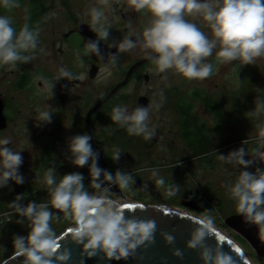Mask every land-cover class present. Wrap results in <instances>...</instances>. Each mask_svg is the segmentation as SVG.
I'll return each instance as SVG.
<instances>
[{"label": "clouds", "instance_id": "1", "mask_svg": "<svg viewBox=\"0 0 264 264\" xmlns=\"http://www.w3.org/2000/svg\"><path fill=\"white\" fill-rule=\"evenodd\" d=\"M104 6L110 7L109 0H100ZM127 8L134 12L147 11L151 14V22L142 32V38L135 41L125 36L117 43L109 44L116 47V55H110L109 60L115 65L120 53L130 52L138 46L144 50L145 58L150 60L158 73L169 70L188 80L203 81L213 74V64L206 59L216 51L217 58L222 62H240L241 65L256 64L258 58L264 57V0H126ZM18 0H0V7L6 10L18 7ZM90 17L88 25L97 34L99 40L106 41L110 27H106L107 16L100 7H92L86 13ZM54 15V13L52 14ZM187 17H200L211 30V37L196 23ZM131 28V24H129ZM40 31L24 23L20 30L12 26V20L7 15H0V66L15 68L17 63L26 64L34 59L32 53L38 47ZM43 51V49H41ZM95 54L102 60L98 43L89 41L84 45V55ZM108 60V61H109ZM68 81L83 80L66 67H60L55 77ZM45 87L50 85L47 78L38 77ZM55 85V84H54ZM52 85V90L54 88ZM158 108L159 105H156ZM264 113V101H257L252 113L257 118ZM39 122L51 123L52 114L48 111L37 112ZM151 105L131 108L128 105H116L112 108L110 119L118 127L126 130L129 136L142 137L151 141L157 136L155 125L151 124ZM259 141L264 145V123L258 125ZM92 137L78 134L68 140V150L71 164L80 168L88 166L91 177L89 187L84 184V176L73 172L60 176L57 180L55 168L49 167L43 176L50 196L51 209H57L65 220L71 221V226L63 235L58 236L52 222L59 221L60 215L50 210L49 203L30 201L24 206L23 195H18L10 204L20 219L16 222L23 225L27 222L30 231L27 236H14V257H23V264H68L71 252L59 243L64 236L70 234L71 241L82 245V256L91 258L99 253L107 260H127L135 257L136 250L141 246L154 242L156 222L148 219L128 217L124 206L115 197L111 185H118L125 190L135 183L128 172L117 170L114 174L98 166L99 153L90 142ZM11 144L12 147H8ZM13 146L11 137L0 138V188L7 187L9 181L17 185L25 182L19 169L23 164L21 152ZM121 150L113 148L110 156L113 161L120 159ZM217 154V153H216ZM244 147L231 151L227 156L217 154V159L223 165L243 167L234 183L223 187L236 203V212L244 221L258 228V238L264 242V169L257 168L254 173L247 171L255 160L264 162V152L256 151L251 157ZM149 179L155 185L165 188L168 197L180 193V186L165 185V179L158 168L148 169ZM103 176V179H101ZM108 186H103L105 182ZM145 188L148 185H144ZM139 206L145 209L143 203L131 205L132 209ZM159 209L161 205H153ZM194 218L198 225L191 233L187 248L199 249L203 264H237L236 260L222 247L223 237H217L215 246L208 245L206 238L217 234L214 218L208 214ZM165 242L174 243V237L162 233ZM175 257L183 259V253L175 249ZM0 264H9L8 259L0 260Z\"/></svg>", "mask_w": 264, "mask_h": 264}, {"label": "rangeland", "instance_id": "2", "mask_svg": "<svg viewBox=\"0 0 264 264\" xmlns=\"http://www.w3.org/2000/svg\"><path fill=\"white\" fill-rule=\"evenodd\" d=\"M21 8L18 6L7 12L0 11V15H7L11 18L12 26L17 32L20 30L17 25L18 17L23 16L22 11H24ZM49 48L47 43H38L35 52L25 54L33 55V62L36 57H44L43 61L49 62L51 58ZM137 51L138 48H135L134 52ZM136 58L138 57H120L119 63L104 66L93 84L89 80L87 84L78 89L79 91L71 92L69 105L74 108L79 105L78 99L81 95L89 96L99 88L104 94L108 87L111 88L124 81L128 65ZM206 62L213 64V74L203 81L188 80L169 70L164 78L155 79L151 83H146L143 78L135 83V85H141L140 90L136 89L137 92L140 91L138 95L148 94L152 98L150 120L151 124L156 126L157 136L151 141H145L142 137L129 136L125 129L111 121L110 114L114 106L128 105L131 109L139 104L136 96L131 95L134 86L120 91L112 104L103 110L101 118L97 121L98 127L100 123L103 131L102 150L112 174L121 170L131 174L134 180L137 177L143 179L141 189L135 187L133 183L128 189L123 190L131 201L147 206L161 205L177 208L196 217L208 210L218 230L236 240L249 254L254 264H264V257H260L244 237L226 224V220L237 212L235 201L230 198L223 185L234 183L239 172L245 169L223 165L217 159V154L227 156L229 152L241 147H244L250 155L245 156L246 160L252 159L251 155L256 151L263 152L264 145L259 141L258 125L264 123V113L259 118L252 113L256 109L257 101H264V57L258 58L256 64L249 65H241L240 62L235 61L225 63L217 57H208ZM24 66L19 63V67L14 68L17 74ZM3 67H6L4 73L7 76L3 88L4 98L8 104L6 112L11 118L10 128L3 133V137H11L16 150L25 151L23 164L19 169L25 179L24 184L27 186L28 196H25L31 197L34 194V188L39 183L43 195L39 201L35 202L49 203L43 198L50 197L47 186L43 183V176L47 169L41 168L34 171L31 168L35 161L41 160L40 157L44 156L43 152L48 149L50 136L49 134L35 135L31 138L30 136L33 133L32 123H35L38 118L36 101L39 99L37 96L41 95L44 97L42 100L47 101L50 86L38 88L36 84L39 79L37 78L34 90L33 88L17 89L14 86L16 73L10 72L13 68L7 65ZM150 72L158 74L156 67ZM4 79L5 76H3V81ZM58 84L59 82L55 80L53 83L55 90L58 89ZM195 88H198L199 92L197 98L192 94ZM184 99L188 110L181 117V113L175 110L174 106ZM214 102L219 106L216 110L210 104ZM156 105L159 107L157 108ZM192 112L196 114V120ZM188 119H191V122L194 119L195 130L199 136L193 142H186L180 132V123L183 124ZM225 123L227 124L225 130L220 131ZM201 124L204 126L203 129H200ZM66 135L65 152L54 156L53 160L56 161L54 165L46 164V166L56 169L57 180L65 174L79 172L85 178L83 181L85 186L89 187L91 177L88 166L84 168L74 166L68 159L70 155L68 140L78 135L77 128L74 125L69 126ZM114 147L122 152L118 161H113L110 157ZM153 168L160 170V175L165 179V185L172 183L180 186V193L170 198L166 195L165 188L156 186L155 181L149 179L148 169ZM257 168L264 169V162L257 159L246 170L254 173ZM144 185L148 187L145 188ZM89 191L94 190L89 187ZM190 192L198 201L199 209L188 210L186 206L183 207L182 201ZM25 196L20 202L24 206L30 202V199L25 200ZM16 197L13 181H9L8 186L3 188L0 260L13 256L14 236H27L30 231L27 222L23 225L16 222L20 217L10 207ZM59 215V221L52 222V227L58 236L65 233L71 226V221L65 220L62 213Z\"/></svg>", "mask_w": 264, "mask_h": 264}, {"label": "flooded vegetation", "instance_id": "3", "mask_svg": "<svg viewBox=\"0 0 264 264\" xmlns=\"http://www.w3.org/2000/svg\"><path fill=\"white\" fill-rule=\"evenodd\" d=\"M18 5L20 6V8L22 7L21 9H24V11H22L23 16L18 17V27L21 28L26 22L33 27L38 26L40 31L38 43H47L49 45L51 57L49 62H44V57H36L34 62L30 61L26 64H22L23 66H25L19 70L20 72L18 74L14 68L10 71L11 73H16L14 86L17 89L25 90L27 88H33L32 90H34L35 79L40 76H43L47 78L48 81H50V93L48 94V99L47 101L42 100L44 97L38 95L37 98L39 100L36 101V111L38 112L39 110L50 112L52 114L51 123L39 122V119L37 118L36 122L32 123L33 133L30 136L31 138L35 135L40 136L42 134H49L50 143L48 145V149L43 152L44 156L40 157L41 160L35 161V164L31 168V170L38 171L41 168H45L48 170L50 165L52 166L55 164L56 161L53 160L54 156H56L57 154L62 155L66 150V134L69 126L71 125H74L77 128L78 134L87 133L92 137L90 142L97 152H99V150H102L103 131L101 129L102 127L100 123L98 127L97 121L101 118L100 115L103 110H105L110 104H112L120 91L134 86L131 95L136 96V99L138 100H140V98L144 96L148 97V105H151L152 107L153 102L151 95H138L140 91H137L140 90L141 85H135V83L141 78H143L146 83H151L155 79L164 78L166 73H151L150 70L156 66L150 60H147L145 58L144 50L139 46L137 47V52H134L133 49L130 52L120 53L116 59V63H119L120 57H138L128 65V71L137 62L147 60L135 69L126 85L120 87L114 94H111V92L120 83L112 86L111 88L108 87L104 94L103 91L99 88L98 91L92 92L89 96L86 94H84V96L81 95L80 99H78V106L72 108L69 105L71 92L73 90L79 91L78 89L87 84L89 80L92 82L91 84H93V82L98 79L99 73L102 71L103 67L112 64L111 60L109 59V61L107 60L106 62L97 61L94 57L98 56H96L95 54L84 55L85 43L89 41H96L98 43L100 51H102V57H110V55H116L118 49L116 47L109 48L108 45L119 42L125 36H130L133 41H135L138 36L142 38V32L144 28L149 26L152 19L149 12L145 10L137 13L132 11L131 9H128L126 0H109L110 7L102 5L100 3V0H18ZM92 7H100L105 11V14L107 16L106 27H110L109 37L106 41L99 40L97 34L94 33L88 25V23L90 22V17L85 13ZM53 13L54 15H52ZM187 18L191 22L196 23L204 32L209 35V37H211V30L210 28H208L206 22H204L202 18ZM129 24H131V28H129ZM45 30H47V34H45ZM216 51H218V49L214 50L213 55L210 57H217ZM18 67L19 63H17L15 68ZM60 67H66L69 71L73 72L77 76H83V80L68 81L67 79L62 78L57 81L59 82L58 89L55 90V88H53L52 90L51 86L55 81V77L57 76L58 69ZM5 68L6 67L0 66V105H2L3 108L4 103V113L7 117L8 124L5 129L0 128V138H3V133L9 130V122L11 120L6 112L8 104L6 102V99L4 98L5 93L3 91L4 84L7 78L6 74L4 73ZM93 68L97 69L96 76L94 77L91 76V71ZM3 76H5L4 81ZM36 85L38 86V88L45 87L44 83L41 80H38ZM197 89L198 88H195L193 90L194 96L197 94ZM99 104H101V106L92 113L89 129L88 114ZM182 104V101H179L178 105L174 106L175 110H178L179 113L180 106H182ZM24 125L26 126L29 124ZM226 125V123L223 124V129L220 131H224ZM13 129H11V131ZM180 132L183 138L181 123ZM8 147H12V145L9 144ZM24 153L25 151L23 150L21 152L22 157L25 156ZM46 164H49V166H46ZM13 186L14 192L17 196L18 194L16 188L18 186H20L19 189L21 190L20 195H23V197L25 195L28 196L27 186L24 183L21 185H17L13 181ZM42 195L43 193L40 191L38 183V186L34 188V194L29 198L25 196V200L30 199V201H39ZM43 198H45L46 202H49L50 205V197ZM187 209L195 210L193 207H187ZM50 210H52L55 214H60L59 210L51 209V205ZM2 217L3 188H0V219Z\"/></svg>", "mask_w": 264, "mask_h": 264}, {"label": "water", "instance_id": "4", "mask_svg": "<svg viewBox=\"0 0 264 264\" xmlns=\"http://www.w3.org/2000/svg\"><path fill=\"white\" fill-rule=\"evenodd\" d=\"M102 53V51H100ZM99 62H106L109 57H94ZM148 60V59H147ZM145 60V61H147ZM145 61L137 62L134 64L127 73L126 79L117 85L115 89L111 92L114 94L117 90L126 85L134 73L135 69L144 63ZM97 69H92L91 76H96ZM104 102V101H103ZM149 102L148 97H141L138 106L147 107ZM102 104V103H101ZM101 104L93 108L88 114V127L90 129L91 116L94 111H96ZM8 120L4 113V103L3 108L0 105V128L5 129L7 127ZM264 152V149H263ZM98 166L109 173H112L108 162L104 156L103 150H99ZM103 179V176H101ZM135 187L141 189L143 187V179L141 177L135 178ZM103 186H108L106 181ZM20 186L16 188L17 194H21ZM111 190L115 193L121 204L124 206V211L126 216H135L138 219L144 220H154L156 222V232L154 234V242L150 245L141 246L136 250L135 257H129L127 260H107L104 258L103 253H99L91 258L86 255L82 256V245H77L71 241L70 234L64 236V238L59 241L63 248H68L71 252V258L68 264H203L200 259L199 249H189L187 248V242L191 238V233L198 226L193 215L189 212L180 210L177 208L161 206L156 209L152 206H147L145 209H140L137 206L135 209L129 208L128 205H135L138 202H133L131 199L125 195L123 190H120L118 185H111ZM182 205L186 207H193L194 209H199V204L194 198L193 193L190 192L187 197L182 201ZM226 224L236 232H238L242 237H244L250 245L256 250L260 257H264V242H261L258 238V228L255 225H250L244 221L241 215L235 214L226 220ZM162 233L171 234L174 237V243L169 245L165 242ZM64 234V233H63ZM62 234V235H63ZM217 237H223V250L228 252L236 260L237 264H254L249 254L245 249L231 236H228L217 229V234L212 237L206 238V243L211 246H215L217 243ZM175 249L181 250L183 253V259L175 257L172 253ZM9 264H23V257H10L8 258Z\"/></svg>", "mask_w": 264, "mask_h": 264}, {"label": "trees", "instance_id": "5", "mask_svg": "<svg viewBox=\"0 0 264 264\" xmlns=\"http://www.w3.org/2000/svg\"><path fill=\"white\" fill-rule=\"evenodd\" d=\"M0 11L3 13V11H7L6 9H4L3 7H0ZM196 97L199 96V92L196 91ZM192 94H193V91H192ZM194 95V94H193ZM182 106H180V113H181V117H183V113L186 112L188 110V108L186 107V104H185V99L182 100ZM212 104V106L215 108L214 110H216V107L219 108V106L214 102L213 103H210ZM218 113V112H217ZM193 118L196 120L195 116L196 114L194 112L191 113ZM194 119H192V122H191V119H188L187 122H183L182 124V128H183V139L186 141V142H193L197 139L198 136V132L195 130V125H194ZM204 126L201 124L200 126V129H203Z\"/></svg>", "mask_w": 264, "mask_h": 264}, {"label": "snow or ice", "instance_id": "6", "mask_svg": "<svg viewBox=\"0 0 264 264\" xmlns=\"http://www.w3.org/2000/svg\"><path fill=\"white\" fill-rule=\"evenodd\" d=\"M128 207H131V205H128Z\"/></svg>", "mask_w": 264, "mask_h": 264}, {"label": "bare ground", "instance_id": "7", "mask_svg": "<svg viewBox=\"0 0 264 264\" xmlns=\"http://www.w3.org/2000/svg\"><path fill=\"white\" fill-rule=\"evenodd\" d=\"M192 215V214H191ZM194 216V215H193ZM194 217H196V216H194Z\"/></svg>", "mask_w": 264, "mask_h": 264}]
</instances>
